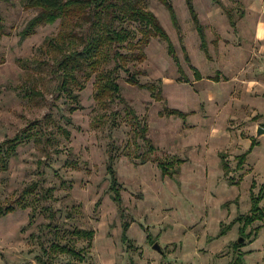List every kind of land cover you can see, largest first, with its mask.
Instances as JSON below:
<instances>
[{
  "label": "rangeland",
  "instance_id": "374dc122",
  "mask_svg": "<svg viewBox=\"0 0 264 264\" xmlns=\"http://www.w3.org/2000/svg\"><path fill=\"white\" fill-rule=\"evenodd\" d=\"M219 1L194 0L206 56L184 0H172L179 30L165 6L145 0L183 69L182 77L167 43L157 38L132 67L142 72L140 84L161 87L163 101L120 72L123 101L102 108L93 99L95 76H82L78 108L70 111L73 103L59 90L54 71L60 54L47 44L61 30L60 20L22 40L39 10L25 8L24 0H0L7 33L0 41V145L28 128L34 134L0 172V206L16 207L0 218V264H234L238 254L243 264H264V221L245 232L238 221L251 215V192L258 194L264 184V132L257 133L264 130V0ZM86 25L75 31L81 34ZM190 65L202 79L194 78ZM126 106L146 124L154 152L130 126ZM165 107L188 116L161 117ZM110 155L120 203L109 190ZM159 161L177 172L163 175ZM30 187L34 193L24 196ZM75 230L93 231V237ZM53 243L73 246L84 259L46 254Z\"/></svg>",
  "mask_w": 264,
  "mask_h": 264
},
{
  "label": "trees",
  "instance_id": "16d2710c",
  "mask_svg": "<svg viewBox=\"0 0 264 264\" xmlns=\"http://www.w3.org/2000/svg\"><path fill=\"white\" fill-rule=\"evenodd\" d=\"M7 1V0H4ZM165 6L172 14L175 25L179 30V25L175 19L172 0H157ZM190 10L194 28L200 39V49L208 55L207 41L205 28L201 24L198 15L194 9V0H184ZM221 5L219 0H216ZM25 8L38 9V13L26 25L20 33L21 39H26L31 36L37 27L45 24H53L57 20L61 22V30L58 35L48 41V47L51 50H56L60 57L55 63V70L59 74L60 83L59 90L73 103L70 111H75L78 108L79 94L77 89H82V76L85 80L95 76L93 99L102 108H107L109 103L116 99L123 101L121 96V87L119 84L120 72H124L127 76L126 81L129 84L137 85L139 88H146L158 101H163L161 87L157 85L140 84L138 76L142 74L139 70H134L132 67L135 64L145 60V47L153 38L164 41L168 45V52L172 57L175 65L183 77V69L180 65L179 57L171 43L164 27L158 17L147 9L145 0H24ZM230 24L235 28V22L228 12ZM86 25L85 30L79 34L76 28ZM6 30L3 24V17L0 13V41L5 36ZM79 46V48H78ZM124 50V51H123ZM184 59L190 63L189 56L184 48ZM112 65V66H111ZM194 71L196 80L202 79L199 71L190 65ZM219 80L218 75L213 78ZM32 94L39 95V91H33ZM31 94H27L29 96ZM76 104V105H74ZM125 115L129 120L130 126L135 129L136 135L146 144L150 152H154L155 148L148 139L146 124L139 122L134 111L128 106L125 108ZM161 117H177L186 119L188 113L178 109L165 107L160 111ZM116 122V113L113 114ZM130 117V119H129ZM26 129L20 136L4 141L0 145V172L8 169L11 156L17 154V148L21 144L28 142L34 134ZM68 135L67 132H65ZM255 143L245 154L239 157L238 165L242 166L245 163L247 154L254 148ZM129 155V154H128ZM142 162H146L147 157L141 155ZM114 158L110 155L107 173L110 177L109 190L113 194V199L118 203L121 202L118 181L116 172L113 167ZM179 163V162H177ZM159 168L163 175L173 176V172H177V168L173 169L172 165L166 162L159 161ZM225 174L229 172L228 164L222 162ZM230 184H234L230 181ZM255 186L253 183L252 188ZM254 189V188H253ZM34 193V188L30 187L23 192L24 196ZM51 190L45 191V194H50ZM264 201V184L261 185L259 193L251 192V215L238 218L242 232L256 221H264V208L261 203ZM21 209L27 208V203L24 200L18 201ZM15 206H0V218L14 212ZM33 218V216H32ZM129 227L128 223L124 224V233L122 236L123 242H127L126 232ZM225 230H220V235L225 234ZM79 237H93V231L75 230L73 232ZM150 235H148V238ZM66 254L76 259L83 260L79 252L73 246L68 244L53 243L46 254ZM238 261V262H237ZM236 263L243 264L242 254H238ZM234 263V264H236ZM45 264V263H43Z\"/></svg>",
  "mask_w": 264,
  "mask_h": 264
},
{
  "label": "water",
  "instance_id": "95a60500",
  "mask_svg": "<svg viewBox=\"0 0 264 264\" xmlns=\"http://www.w3.org/2000/svg\"><path fill=\"white\" fill-rule=\"evenodd\" d=\"M263 132H264V130H263L262 128H259L257 133H258V135H260V134H262ZM153 247H154V249H156V250H158V251H160V249H161L160 246H159L157 243L154 244Z\"/></svg>",
  "mask_w": 264,
  "mask_h": 264
}]
</instances>
